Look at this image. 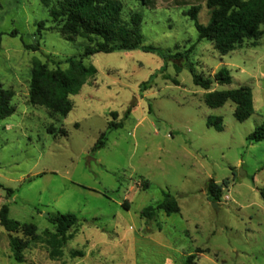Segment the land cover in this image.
Wrapping results in <instances>:
<instances>
[{"label": "rangeland", "instance_id": "1", "mask_svg": "<svg viewBox=\"0 0 264 264\" xmlns=\"http://www.w3.org/2000/svg\"><path fill=\"white\" fill-rule=\"evenodd\" d=\"M117 1L124 22L133 13L141 16L144 45L170 54L193 46L180 71L141 51L85 56L87 40L68 42L49 29L55 24L42 0H0V87L13 92L15 108L0 121V184L13 191L8 197L0 190V206L40 236L18 263L0 226V264H186L189 255H196L195 264H264V141L247 140L264 124V24L256 47L244 41L221 57L212 44L198 41L184 16L199 6V23L206 25L207 0ZM40 23L45 29L38 31ZM70 59L96 70L69 97L72 111L62 118L30 105L35 66L79 77ZM190 68L203 78L226 68L231 84L214 83L205 91L194 85ZM240 86L250 87L254 106L244 122L235 120L231 102L205 105L207 93ZM208 117H221L223 131L209 128ZM102 133L106 146L92 153ZM210 180L221 186L218 202L208 198ZM163 193L176 200L179 213L141 218L140 211L155 207ZM65 214L79 223L62 255L51 258L41 237L54 232L50 217Z\"/></svg>", "mask_w": 264, "mask_h": 264}, {"label": "trees", "instance_id": "2", "mask_svg": "<svg viewBox=\"0 0 264 264\" xmlns=\"http://www.w3.org/2000/svg\"><path fill=\"white\" fill-rule=\"evenodd\" d=\"M48 8L49 16L55 26L49 28L58 32L66 41L74 42L77 38L87 40L90 45L84 49L85 56L96 54L130 53L141 51L154 54L160 57L164 63H174L176 71H180L188 62L193 46L183 53L170 54L153 46L144 45L141 34L142 18L139 14L133 13L128 22L122 20V4L117 0H42ZM146 5V0H141ZM206 7L210 11V18L206 25L199 23V6L191 7L184 16L194 23L198 34V41H207L213 45L221 57L232 52L237 45L244 41H253L254 47L261 35L260 26L264 24V0H207ZM44 23L38 25V31L44 30ZM11 37L17 35L16 31L9 34ZM2 34L0 33V52ZM256 45V46H255ZM27 51H38L37 45L23 44ZM71 68L76 70L79 77L67 75L61 69L47 70L46 64H37L32 71L28 103L46 109L49 113L65 118L73 109L69 99L79 93L84 85V80L93 77L96 70L93 67H86L82 61L75 62L68 60ZM195 86L208 91L216 83L218 85L231 84L230 72L221 68L213 78H203L197 75L193 68H190ZM178 85L176 80H172ZM13 92L0 87V121L11 117L15 108L12 105ZM231 102L234 105L233 116L236 121L244 122L254 114L252 91L248 86H240L229 91H213L204 96V103L207 107L217 109ZM135 107L131 104L126 111V116ZM150 112V111H149ZM207 126L216 131H223L221 117H208ZM114 129L120 128L119 124H109ZM105 134L102 133L98 141L91 149L96 153L106 146ZM250 143L264 141V124L255 128L248 136ZM226 183V182H224ZM0 190L5 191L10 197L13 191L0 184ZM207 195L210 201L218 202L221 197V186L210 180L206 186ZM126 209V206L122 204ZM180 209L176 200L169 194L163 193V199L155 207L148 206L140 211V217L147 221H153L158 212L165 215L179 213ZM9 210L6 205L0 206V226L9 233V249L14 261L24 262L23 250L27 245L40 241L37 228L32 224H21L10 220ZM54 227V232L45 231L42 234V244L50 249L51 258H58L62 255L66 244L71 240L70 232L77 227L79 220L74 214L56 215L49 218ZM26 238L23 243L17 235ZM207 251V250H206ZM203 251H196V254ZM196 255H190L186 264H195Z\"/></svg>", "mask_w": 264, "mask_h": 264}, {"label": "crops", "instance_id": "3", "mask_svg": "<svg viewBox=\"0 0 264 264\" xmlns=\"http://www.w3.org/2000/svg\"><path fill=\"white\" fill-rule=\"evenodd\" d=\"M204 252H206V250L205 251H203V253ZM203 253H198V254H203ZM190 256V255H189ZM135 264H137V263H135ZM139 264H143V263H139ZM163 264H169V260H167V262L166 263H163Z\"/></svg>", "mask_w": 264, "mask_h": 264}, {"label": "water", "instance_id": "4", "mask_svg": "<svg viewBox=\"0 0 264 264\" xmlns=\"http://www.w3.org/2000/svg\"><path fill=\"white\" fill-rule=\"evenodd\" d=\"M214 206H217L215 203H213Z\"/></svg>", "mask_w": 264, "mask_h": 264}]
</instances>
